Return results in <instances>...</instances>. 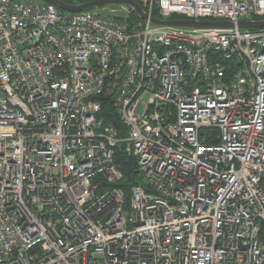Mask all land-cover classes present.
I'll list each match as a JSON object with an SVG mask.
<instances>
[{
	"label": "built area",
	"instance_id": "2783aa9c",
	"mask_svg": "<svg viewBox=\"0 0 264 264\" xmlns=\"http://www.w3.org/2000/svg\"><path fill=\"white\" fill-rule=\"evenodd\" d=\"M134 1L0 0V264H264V0Z\"/></svg>",
	"mask_w": 264,
	"mask_h": 264
},
{
	"label": "water",
	"instance_id": "95a60500",
	"mask_svg": "<svg viewBox=\"0 0 264 264\" xmlns=\"http://www.w3.org/2000/svg\"><path fill=\"white\" fill-rule=\"evenodd\" d=\"M44 2L55 5L58 9L68 12H80L99 7L107 6L110 4H122L127 6L132 13H134L140 20L148 18L147 13L143 8L134 0H87L82 3L73 4L66 3L63 0H42ZM150 22L154 25L184 28L190 30H204V29H231L234 24L231 21H195L191 19H161L157 17H150ZM239 28L258 29L264 27L263 19H242L237 22Z\"/></svg>",
	"mask_w": 264,
	"mask_h": 264
},
{
	"label": "trees",
	"instance_id": "16d2710c",
	"mask_svg": "<svg viewBox=\"0 0 264 264\" xmlns=\"http://www.w3.org/2000/svg\"><path fill=\"white\" fill-rule=\"evenodd\" d=\"M63 1L66 3L78 4L85 2L87 0H63ZM153 16L158 17L157 10L153 11ZM131 17L132 19L138 20V17L133 13ZM175 18H180V17H175ZM102 104H103V114L106 115V121L112 123L116 127V129L118 130L121 136L124 135L125 134L124 126L120 123L119 119L115 115L111 114L112 109L109 100L106 98L105 100H103ZM122 147L123 144L117 145L115 150L114 160L116 165L119 167V169L123 174V178L119 183V186L123 189L125 195H127L129 192V188L134 184H143V179L136 169L135 158L131 155H127L126 153H124L121 150Z\"/></svg>",
	"mask_w": 264,
	"mask_h": 264
},
{
	"label": "rangeland",
	"instance_id": "374dc122",
	"mask_svg": "<svg viewBox=\"0 0 264 264\" xmlns=\"http://www.w3.org/2000/svg\"><path fill=\"white\" fill-rule=\"evenodd\" d=\"M120 4H110L107 6H104L100 9H98V12L104 14V15H111V16H115L118 17L119 15H121V7L119 6ZM146 97V95L144 96Z\"/></svg>",
	"mask_w": 264,
	"mask_h": 264
}]
</instances>
